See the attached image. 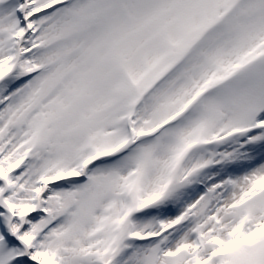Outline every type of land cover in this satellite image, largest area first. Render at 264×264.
Masks as SVG:
<instances>
[{"label":"snow or ice","instance_id":"snow-or-ice-1","mask_svg":"<svg viewBox=\"0 0 264 264\" xmlns=\"http://www.w3.org/2000/svg\"><path fill=\"white\" fill-rule=\"evenodd\" d=\"M0 264H264V0H0Z\"/></svg>","mask_w":264,"mask_h":264}]
</instances>
